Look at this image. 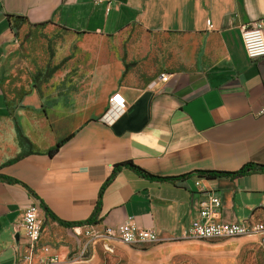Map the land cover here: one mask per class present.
Listing matches in <instances>:
<instances>
[{
	"label": "crops",
	"instance_id": "obj_1",
	"mask_svg": "<svg viewBox=\"0 0 264 264\" xmlns=\"http://www.w3.org/2000/svg\"><path fill=\"white\" fill-rule=\"evenodd\" d=\"M9 14L49 29L46 63L22 50ZM256 20L264 22V0H0V174L19 180L0 178V264H14L24 249L29 205L43 201L62 220L85 221L122 162L160 177L193 174L160 179L119 168L93 225L62 226L41 207V240L55 264H74L82 235L127 218L184 240L210 190L221 197L219 220H263L264 168L195 173L264 166V57L249 58L241 34ZM138 56L143 68L130 65ZM111 95L125 113L107 125L100 117Z\"/></svg>",
	"mask_w": 264,
	"mask_h": 264
},
{
	"label": "rangeland",
	"instance_id": "obj_2",
	"mask_svg": "<svg viewBox=\"0 0 264 264\" xmlns=\"http://www.w3.org/2000/svg\"><path fill=\"white\" fill-rule=\"evenodd\" d=\"M15 25L22 50L32 58L33 63L39 65L41 55L43 63H46L54 44L47 31L49 29L46 26H27L23 21H15ZM131 33H136L137 37L142 36L136 28H132ZM152 56H146V61L151 60ZM140 62L148 64L143 57L138 56L137 61L130 65L143 68ZM95 233L92 230L82 235L80 256L74 261L71 259L74 264H264V253L254 236L128 245L118 238H96Z\"/></svg>",
	"mask_w": 264,
	"mask_h": 264
},
{
	"label": "built area",
	"instance_id": "obj_3",
	"mask_svg": "<svg viewBox=\"0 0 264 264\" xmlns=\"http://www.w3.org/2000/svg\"><path fill=\"white\" fill-rule=\"evenodd\" d=\"M242 40L245 51L253 60L264 57V22L256 20L241 26ZM170 78L167 73H161L158 79L166 82ZM125 108L115 95L109 98L108 106L100 117V121L113 125L123 114ZM199 184V183H198ZM221 197L216 190L207 191V198L201 203L200 217L195 219L184 235L186 239L224 240L244 236L256 237L258 243L264 246V219L260 221H243L227 223L218 219L221 211ZM41 207L38 204L29 205L23 215L20 226L24 229V249L14 264H55L58 256L51 253V245L42 242L44 223L40 217ZM96 238L111 240L118 238L125 244H159L167 241L157 230L142 227L132 218H127L118 228L104 227L94 234Z\"/></svg>",
	"mask_w": 264,
	"mask_h": 264
},
{
	"label": "trees",
	"instance_id": "obj_4",
	"mask_svg": "<svg viewBox=\"0 0 264 264\" xmlns=\"http://www.w3.org/2000/svg\"><path fill=\"white\" fill-rule=\"evenodd\" d=\"M9 19L11 20V22L13 21V27H16L15 25V21H26L25 16H20V15H14V14H9L8 15ZM57 68V67H56ZM18 133H19V138L22 144L26 143L28 144L30 147L33 146V144L30 142V140L21 132V130L18 128ZM63 141H60L58 143H56L54 146L50 147L47 150V153L49 155H54L60 148L61 144ZM32 152V150H28L25 152H22L21 154H19L17 157L10 159L9 161H7L4 165L10 164V163H14L16 162L18 159H20L21 157H23L24 155L28 154ZM133 166L135 168H137L142 174L149 176V177H153V178H160V179H175V178H180V177H189L190 175H192L193 173H188V174H183L181 176H177V177H160V176H155L150 174L149 172L143 170L142 168H140L139 166L133 164L131 161L128 162H122L119 164L115 165V169L113 171V174L111 175V177L109 179H107V181L103 184V186L101 187L100 193H99V197H98V201H97V205L95 207L94 212L92 213V215L85 221H81V222H68L65 220L60 219L58 216H56L42 201L40 204V207H42L45 210L46 215H48L49 217H51L53 220L57 221L60 225L65 226V227H76V226H82V225H93V224H97L99 223V213L101 211V206H102V196H103V192L105 187L108 185V183L113 179L114 174L116 173V170H118L119 168L123 167V166ZM257 168H264L263 165H254L252 163H248L245 166H243L241 169L234 171V172H227V171H219V170H197L195 173H198L201 176H205L206 178L209 179H214L220 176H229V177H236L239 175H243L246 173H249L252 170H255ZM0 178H3L4 180L10 182V183H16L19 180L6 176V175H2L0 174ZM32 193H34L32 190H30Z\"/></svg>",
	"mask_w": 264,
	"mask_h": 264
}]
</instances>
